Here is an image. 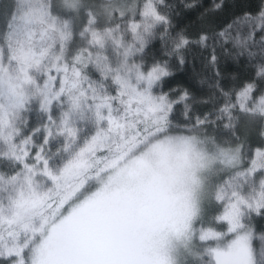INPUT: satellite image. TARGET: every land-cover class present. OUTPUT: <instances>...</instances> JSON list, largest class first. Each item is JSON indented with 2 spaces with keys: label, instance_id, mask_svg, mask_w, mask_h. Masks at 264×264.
I'll use <instances>...</instances> for the list:
<instances>
[{
  "label": "snow or ice",
  "instance_id": "6c2138e0",
  "mask_svg": "<svg viewBox=\"0 0 264 264\" xmlns=\"http://www.w3.org/2000/svg\"><path fill=\"white\" fill-rule=\"evenodd\" d=\"M0 264H264V0H0Z\"/></svg>",
  "mask_w": 264,
  "mask_h": 264
}]
</instances>
